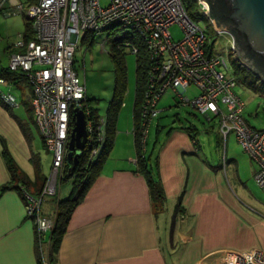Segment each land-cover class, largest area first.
<instances>
[{
	"label": "crops",
	"instance_id": "1",
	"mask_svg": "<svg viewBox=\"0 0 264 264\" xmlns=\"http://www.w3.org/2000/svg\"><path fill=\"white\" fill-rule=\"evenodd\" d=\"M14 44L6 50L8 57ZM9 72V65L1 66L2 88L19 89L20 105L10 111L0 102V137L25 178L12 179L0 138V187L9 186L0 193V264H39L36 224L17 185L38 192L48 174L32 146L33 134L29 141L17 120L36 125L30 84L11 79ZM136 96L125 104L128 109L122 111L123 102L119 110L113 146L71 214L56 264H219L228 250H264V218L245 211L223 176L226 166L204 160L197 142L182 129L168 133L159 148L154 144L149 151V142L146 145L167 196L166 209L156 213L148 180L137 171ZM33 153L39 167L32 161ZM65 189L60 187L58 197L69 193ZM55 197L44 199V217L55 216Z\"/></svg>",
	"mask_w": 264,
	"mask_h": 264
},
{
	"label": "built area",
	"instance_id": "2",
	"mask_svg": "<svg viewBox=\"0 0 264 264\" xmlns=\"http://www.w3.org/2000/svg\"><path fill=\"white\" fill-rule=\"evenodd\" d=\"M0 0V12L23 13L33 28L31 37L22 35L9 57L10 71L25 74L32 90L34 121L53 156L51 170L38 195L25 192L27 213L35 221L40 263L51 264L50 243L46 233L53 219L41 213L46 197L55 196L69 152V140L76 108L84 111L90 159L96 158L106 144V118L93 115L86 84L75 69L77 42L82 31L90 34L107 32L125 52L147 53L146 85L139 103V135L142 151L146 150L152 122L160 113L159 102L168 90L211 120L218 119L224 140L233 134L244 152L257 164L254 173L264 191V130L250 125L244 117L245 103L236 91L237 78L228 75L226 58L213 52V41L206 29L195 20L186 0ZM210 17L207 2L199 0ZM179 24L184 36L175 40L170 27ZM217 28V27H216ZM119 30V31H118ZM218 33H222L217 28ZM232 59L241 69L253 71L233 49ZM141 42V43H140ZM0 102L10 108L20 105L17 96L2 88ZM196 85L200 93L194 98L183 95ZM195 142V141H194ZM219 264H264V250H228Z\"/></svg>",
	"mask_w": 264,
	"mask_h": 264
},
{
	"label": "rangeland",
	"instance_id": "3",
	"mask_svg": "<svg viewBox=\"0 0 264 264\" xmlns=\"http://www.w3.org/2000/svg\"><path fill=\"white\" fill-rule=\"evenodd\" d=\"M191 10L195 14V20L206 29L213 41V52L226 58L230 70L228 75H235L237 78L236 91L245 103L244 117L248 123L257 129L264 130V83L257 76L250 77L248 82L241 80L236 74L235 63L232 59V37L225 32L218 33L216 25L211 17L204 14L199 0H191ZM107 0H102V5H107ZM23 13L7 15L0 12V68L9 65V57L6 54L7 48L16 43L24 32ZM175 40L182 39L184 33L179 24L170 27ZM107 32L90 34L82 31L77 42L75 54V69L81 80L85 82L87 93L93 99L96 98L94 106L99 109V116L106 117L107 109L115 91L116 65L110 55L111 43L106 42ZM125 65L127 71V85L124 95L125 107L136 95L137 87V56L134 53L126 52ZM247 73L248 71L245 70ZM7 89V88H6ZM15 96L20 94L19 89L12 91ZM200 93L196 85L189 86L183 91V95L194 98ZM18 98V96H17ZM18 101L19 98H18ZM130 105V104H129ZM130 108V107H129ZM160 113L151 126L149 134V151L155 144L157 148L164 144L169 137L171 128L180 129L183 125L196 127L195 135L198 144L199 154L204 160H208L215 166L225 165L223 176L227 181L232 194L238 199L245 211L259 218H264V191L257 184L254 177V169L257 164L244 152L241 145L233 134L227 140L222 138L218 129V119L207 117L191 105L180 102V97L173 90H168L159 102ZM25 116L26 113H25ZM124 124L126 123L123 122ZM33 141L32 146L36 152H40L42 165L45 174L51 170L53 156L43 146V140L38 128L31 122ZM131 126L133 123L131 122ZM234 159L233 161H231ZM230 161L231 163H227ZM227 163V164H226ZM69 193L62 198L69 197L73 182L68 180L63 183ZM46 202V201H45ZM53 218V217H52ZM246 243V242H245Z\"/></svg>",
	"mask_w": 264,
	"mask_h": 264
},
{
	"label": "trees",
	"instance_id": "4",
	"mask_svg": "<svg viewBox=\"0 0 264 264\" xmlns=\"http://www.w3.org/2000/svg\"><path fill=\"white\" fill-rule=\"evenodd\" d=\"M188 9H191L193 3L191 0H186ZM224 10V3L222 1H216L211 8V15L215 19H219L220 15ZM26 30L23 33L25 37H31L33 34V28L31 22L25 18ZM119 31V30H118ZM117 38L111 39L109 38V43H111V49L109 50L110 55L113 57L115 65H116V83H115V91L112 99L110 100L108 109H107V116H106V144L102 150V152L94 159H90V144L88 143L82 156L80 157L79 164L76 166V169L68 175L69 165H68V158L66 160L65 165V173L62 175L61 178V186L68 180H72L73 182V189L69 197L60 198L58 197V193L55 195L56 197V212L53 219V227L50 231V262L51 264H56L57 262V252L59 250L62 238L66 232L68 222L70 220L71 214L73 210L76 208L78 204L83 200L84 195L94 181L95 177L99 173V170L110 153V150L114 143V134H115V126L116 120L119 114V110L124 102V95L126 92V85H127V71L125 65V54L126 52L117 46V40L123 39L120 37L121 35L116 33ZM120 35V36H119ZM141 43V42H140ZM137 56V87H136V103H135V130H136V144H137V162L138 168L137 171L144 173L148 180L150 193L152 197V201L154 202L156 213L163 211L166 209L167 204V196L164 190V187L157 176V173L153 170L151 163L152 153L147 154V150L144 152L142 151V146L140 144V135H139V103L143 96L145 85H146V74L148 69V60H147V53L144 46H141L140 52ZM236 74L239 76L241 80L248 82L250 77L257 76L254 71L248 69H241L236 63ZM247 70L248 73L245 71ZM7 75L11 79H26L27 77L25 74L17 71H10ZM264 83V82H263ZM95 99L89 97L88 101L91 105L92 113L97 118L99 116L98 110L95 106ZM7 109L12 111L9 106L5 105ZM32 120V116H30ZM20 125L22 132L24 133L25 137L30 141L32 139L31 133V126L30 123H25L20 119H17ZM33 122V121H32ZM35 122V121H34ZM254 127V126H253ZM256 128V127H255ZM176 128H171L168 133L175 130ZM180 129L185 130L193 141L196 139L195 135V127L183 125ZM3 143V152L4 156L6 157L8 167L10 169L12 179L21 178L24 180V176L21 175L19 167L16 162L12 159V157L7 155V147L6 141L3 137H0ZM149 139V138H148ZM43 140V139H42ZM44 143V141H43ZM148 143V140H147ZM32 161L36 167H39L38 156L33 153ZM28 185L22 187L20 189L19 184L17 188H19L20 193L24 196L25 192H30L32 194L38 195L41 189L38 192H31ZM9 188L8 185H3L0 187V193ZM37 232V229H36ZM38 238V237H37ZM37 253L38 259L40 262V250L39 244L37 240Z\"/></svg>",
	"mask_w": 264,
	"mask_h": 264
},
{
	"label": "water",
	"instance_id": "5",
	"mask_svg": "<svg viewBox=\"0 0 264 264\" xmlns=\"http://www.w3.org/2000/svg\"><path fill=\"white\" fill-rule=\"evenodd\" d=\"M208 3L210 17L216 27L228 33L233 39V49L264 82V0H203ZM216 1L224 3L219 19L211 15ZM67 155L69 173L76 169L88 142V128L85 113L76 108Z\"/></svg>",
	"mask_w": 264,
	"mask_h": 264
}]
</instances>
